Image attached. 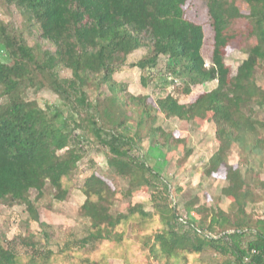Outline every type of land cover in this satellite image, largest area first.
<instances>
[{
    "label": "trees",
    "instance_id": "16d2710c",
    "mask_svg": "<svg viewBox=\"0 0 264 264\" xmlns=\"http://www.w3.org/2000/svg\"><path fill=\"white\" fill-rule=\"evenodd\" d=\"M20 1L26 6L23 15L28 21L31 14L36 16L43 36L54 49L45 48L43 62L39 63L13 26L0 18V58L7 55L13 60L10 64L0 59V202L24 203L30 217L37 220L28 191L35 189L40 195L49 186L55 199L64 200L68 193L65 180L84 154L78 145L88 138L108 150L111 165L122 175L144 170L150 176H160L162 159L149 165L146 153L135 157L131 152L140 148L138 143L144 136L150 149L159 146L160 157L174 136L156 124L157 116L149 109L147 96L126 92V85L113 78L130 53L145 47L146 55L129 66L141 70L140 80L145 84V71L153 69L160 56L166 58L165 79L166 73L172 78L168 80L169 92L157 102L164 118L189 120L211 112L218 148L209 159L206 173L223 167L226 184L221 193L240 201L234 215L211 207L205 209L204 216L196 215L193 209L197 198L186 202L185 222L175 211L164 217L168 228L154 234L149 253L175 261L180 253L200 252L206 247L223 256L211 264H264V214L253 219L245 211L248 202L254 200L251 186L260 189L264 197V160L260 157L264 155V124L253 117L255 109H264V80L258 72L264 65V0H241L248 7L246 15L237 0H201L214 32L208 67L201 54L203 29L183 15L182 6L188 0ZM244 19L248 24L245 39L253 38L254 42L237 67V81L225 82L228 68L224 51L237 37L235 24ZM83 40L97 47L94 53L79 51ZM86 66L92 69L93 83L91 75L84 73ZM63 69L70 75L61 76ZM213 82L216 85L208 91L193 93L195 87L205 88ZM101 86L108 92L102 99L88 94L89 90L98 92ZM42 87L55 93L69 111L52 104L40 107L23 97L28 88ZM190 94L197 96L193 102L179 98ZM130 122L134 124L132 134ZM232 143L246 154L255 150L260 153L257 168L253 164L245 169L251 176L227 163ZM167 185L163 183L166 190ZM82 192L86 198L80 212L89 219L91 229L80 247L91 239L120 241L112 230L103 228L106 221L113 228L128 219L126 214L110 215L109 185L92 173L84 180ZM130 212L134 214V210ZM138 214L143 217L151 213L139 208ZM205 230L217 237L206 236ZM24 242L34 245L30 240ZM35 252L40 253L39 262L36 255L32 259L0 244V264H47L50 251Z\"/></svg>",
    "mask_w": 264,
    "mask_h": 264
},
{
    "label": "rangeland",
    "instance_id": "374dc122",
    "mask_svg": "<svg viewBox=\"0 0 264 264\" xmlns=\"http://www.w3.org/2000/svg\"><path fill=\"white\" fill-rule=\"evenodd\" d=\"M237 1L241 12L246 15L248 7L241 0ZM182 9L186 19L202 27L204 39L201 54L204 64L210 65L214 32L206 4L201 0H188ZM25 11L26 6L20 0H12L10 3L0 0V18L13 26L17 35L33 50L38 62L42 63L44 49L53 50L54 47L43 36L36 22V16L31 14V19L28 21L23 15ZM234 27L237 37L226 46L224 51V63L228 68L225 82L229 83L237 81V67L246 58V49L254 42L253 38L245 39L248 31L246 19L238 21ZM96 48L87 40H83L79 51L83 54H92ZM146 53L145 47L130 53L126 62L113 74V78L116 82L126 85V92L134 96H147L149 109L157 116L156 124L174 136V141L169 143L160 157L158 155L159 146L154 150L150 149L148 137L144 136L139 140L140 148L131 152V155L135 157L146 153L149 165H154L155 160L161 161L162 159L160 176H150L148 171L144 170L135 171L128 176L122 175L111 165L109 161L111 155L108 150L93 138H88L78 145L84 154L75 171L65 180L68 193L64 200L55 199L54 190L49 186H45L40 195L35 189L28 191L27 196L36 209L37 220L30 217L24 203L0 202V244L4 247L32 259L36 255L38 262L41 258L38 257L40 253L35 251L42 253V251L49 250L47 255L49 257L43 256L47 259V264H211L223 259V256L206 247L200 252L180 253L175 261H166L164 257H154L149 253L154 234L168 228L164 217H170V213L175 211L184 219L186 202L197 198L193 209H196V215L204 216L205 209L209 210L211 207H219L234 215L240 201H234L231 196L221 193L222 187L226 184L223 167L210 175L206 173L209 159L218 148V141L214 134L215 126L210 118L211 112L200 116L194 115L189 120L164 118L158 110L157 102L169 92V79H165L166 58L160 56L157 65L145 71V84H142L140 80L141 70L129 66L130 63L144 57ZM0 59L10 64L13 62L7 55H2ZM258 72L263 75L264 80V65ZM84 73L91 75L93 83L91 67L86 66ZM60 75L69 76L70 72L63 69ZM215 85L216 82H213L205 88L195 87L193 93L208 91ZM98 92L100 94L97 97ZM98 92L89 90L88 94L99 100L108 94L104 86H101ZM194 96V94L180 95L179 98L189 103L197 97ZM23 97L27 102H33L40 107L52 104L61 106L65 112L69 111V107L63 106L56 94L47 87L28 88ZM253 117L264 124V109H255ZM133 125V122H130L129 134L133 133ZM262 131L264 137V129ZM251 153L246 154L237 143H232L227 152V163L239 167L246 177L251 176V173L247 174L245 169L253 164L257 168V155H260L257 150ZM152 156L155 158H151ZM260 157L264 160V155ZM157 164L160 162L157 161ZM262 171L261 175L264 176V168ZM92 173L101 177L109 185L110 215L116 217L118 214H126L128 219L113 228L107 225L108 221L104 223L103 228L112 230L114 235L119 236L120 241L91 239L84 247H80L81 240L88 236L91 229L89 219L80 212V206L86 198L82 192V185ZM145 173L149 184H146L144 180ZM164 182L168 183L167 190L163 186ZM251 188L254 192V200L248 202L245 211L255 219L264 214V197L260 189H255L253 186ZM139 208L146 213H151L150 216L141 217L138 214ZM132 210H134L133 215L130 212ZM209 215L204 218L205 225L209 222ZM24 240H30L34 245L25 244Z\"/></svg>",
    "mask_w": 264,
    "mask_h": 264
},
{
    "label": "built area",
    "instance_id": "2783aa9c",
    "mask_svg": "<svg viewBox=\"0 0 264 264\" xmlns=\"http://www.w3.org/2000/svg\"><path fill=\"white\" fill-rule=\"evenodd\" d=\"M204 66H205V67H208L209 64L205 63ZM167 77H168V79L172 78V77H170V75H168ZM179 220L185 222L183 218H179ZM204 234H205L206 236H208V237H217V235H216L215 233L210 232V231H208V230H207V231L205 230V231H204ZM245 259L247 260V258H245Z\"/></svg>",
    "mask_w": 264,
    "mask_h": 264
}]
</instances>
